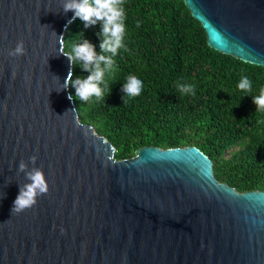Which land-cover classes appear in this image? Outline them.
Returning <instances> with one entry per match:
<instances>
[{
	"label": "water",
	"instance_id": "water-1",
	"mask_svg": "<svg viewBox=\"0 0 264 264\" xmlns=\"http://www.w3.org/2000/svg\"><path fill=\"white\" fill-rule=\"evenodd\" d=\"M184 2L209 46L264 66V0ZM73 16L63 0H0V264H264V191L219 182L195 145L117 159L80 120L59 92ZM32 168L48 191L12 213Z\"/></svg>",
	"mask_w": 264,
	"mask_h": 264
},
{
	"label": "trees",
	"instance_id": "trees-1",
	"mask_svg": "<svg viewBox=\"0 0 264 264\" xmlns=\"http://www.w3.org/2000/svg\"><path fill=\"white\" fill-rule=\"evenodd\" d=\"M123 8V47L105 73L104 99L81 101L70 85L80 120L105 135L117 159L147 145H195L212 159L219 182L240 192L264 191V110H256L252 100L264 88V66L209 46L184 0H124ZM100 31L99 22L85 28L76 18L66 30L64 50L70 53L83 32L102 54ZM75 63L73 80L89 75ZM129 75L143 85L134 98L122 91ZM245 76L250 92L238 88ZM177 82L194 85L195 95L180 93Z\"/></svg>",
	"mask_w": 264,
	"mask_h": 264
},
{
	"label": "clouds",
	"instance_id": "clouds-1",
	"mask_svg": "<svg viewBox=\"0 0 264 264\" xmlns=\"http://www.w3.org/2000/svg\"><path fill=\"white\" fill-rule=\"evenodd\" d=\"M123 4L124 0H63V12L65 14L69 11L74 12L72 20L68 21L69 24L76 18L83 21L85 28L91 27L98 22L101 24V31L98 35L101 37L100 49L102 54L98 55L94 45L83 38V32L78 33L76 37H79L80 40L72 45L71 52L65 53L61 50L60 54L67 57L71 64H76L75 61H79L82 71L89 73V75L77 77L73 80V73L70 69L59 92L71 85L75 88L76 96L81 101H88L92 97L97 100L104 99L101 85L104 84L105 73L112 69V56H115L118 49L123 47L124 22L126 19ZM104 53H111L112 55L108 56ZM24 54L23 40L18 41L15 48L10 49L8 52L11 57ZM142 87L141 80L129 75L126 78V82L123 83L122 91L125 96L134 98L141 94ZM238 88L242 91L250 92L252 88L250 80L246 76L242 77ZM177 89L184 95H195V86L192 84L177 82ZM71 98L72 96L69 94V99ZM252 100L256 105V110H264V88L260 89L259 95L252 96ZM36 159L35 155L30 157L33 163H35ZM26 167L21 162L19 171L24 172ZM26 179L29 182L20 186L17 198L13 202L12 213H18L34 206L37 202V196L46 194L48 191L45 175L41 168H32L27 171Z\"/></svg>",
	"mask_w": 264,
	"mask_h": 264
}]
</instances>
